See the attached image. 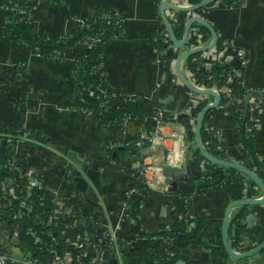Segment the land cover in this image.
I'll list each match as a JSON object with an SVG mask.
<instances>
[{
  "label": "crops",
  "instance_id": "obj_1",
  "mask_svg": "<svg viewBox=\"0 0 264 264\" xmlns=\"http://www.w3.org/2000/svg\"><path fill=\"white\" fill-rule=\"evenodd\" d=\"M164 1L184 8L195 5L190 0ZM161 3L154 0H40L31 10L30 17L36 28L50 38L59 39L67 35L75 39V19H86L99 8L116 13L121 19L122 31L106 42L104 72L100 76L114 89L127 90L137 97L153 101L157 109L184 125L185 138L168 136L171 127H166L164 139L156 145V150L145 156L136 145L141 134L149 132L144 129L142 119L129 118L124 126H120L114 122L104 123L84 110L71 106L81 85L72 63L79 59L81 51L89 48L87 43L79 41L76 50L57 51L54 57L47 59L11 37L0 4V150L6 147L11 156L21 155L31 162V166L43 167L46 181L59 191L62 199L69 202L71 192L82 198L87 212H91L90 216L98 215L100 220L97 225L105 231H116L119 239L128 241L130 249L148 252L151 238L143 232L154 234L164 224L173 225L181 219L183 208L188 204L195 219L202 218L207 222L211 235L222 234L225 218L230 215V245L239 252L252 249L260 243L257 238L251 237L246 217L253 212L255 225L264 227V201L235 206L233 203L239 199L261 198L264 191L255 181L251 184L252 179L245 173L228 167L222 171L225 174L240 172L241 179L220 185L218 182L214 187L207 188L203 173L206 164L211 162L203 157L197 145L195 127L203 109L199 110L200 103H215L217 98L209 93L191 90L177 71L180 56L190 49L211 44L213 32L202 31L193 22L183 46H177L173 41L170 43L169 34V45L165 49L153 47L151 34L164 22ZM212 3L202 12L200 9L208 4L196 10L168 8L165 13L169 21L174 20L172 26L183 25L182 36L178 37L181 40L185 36L186 25L193 17L202 16L207 20L222 43L218 46L217 41L214 47L199 52L201 54L196 58L207 62V68L217 63L229 65L232 70L228 80L232 81L228 85L231 86L238 76L243 88L254 86L262 91V95L256 92L247 98L250 93L241 95L237 92L233 94L231 104H221L219 100L215 113L205 123L208 140L203 142L201 134L200 139L209 154L252 165L253 158L244 154V145L239 138L240 125L245 123L247 137L256 140L253 153L264 164V0H235L234 5L223 0ZM197 28L200 39L195 46L191 39ZM192 55L185 56L179 62L180 72L190 82L194 78L189 67L190 60L195 57L191 58ZM20 67H24V70L18 73ZM119 99L115 97L113 101ZM256 101L259 107H255ZM246 103L251 117L258 118L257 124L251 121V117L246 122ZM240 110L245 114L243 123L237 116ZM14 118H18L20 124V132L15 136L11 126ZM136 135L140 137L135 139ZM11 137L13 141H9ZM72 150L88 166L102 171L101 187H91L87 193H83L76 188L74 181V188H70L73 175L71 181L65 176L67 171L71 170L72 173L74 168L75 163L68 157ZM186 157L190 160V175L179 181L176 191H171L170 180L163 176L159 163L167 159L170 164L180 165ZM118 158L120 162L115 161ZM147 164L151 168L145 177L139 178L150 189L148 199L135 207L133 197V200L129 199L128 207H124L128 195L123 187L124 179L129 174H138ZM7 168H0V174H5ZM251 169L264 182V166L259 169L253 164ZM150 179L155 184H150ZM241 208H245L246 213L237 223L246 228L237 238L231 220ZM65 233L73 243L81 237L77 227L67 225ZM7 236L6 228L0 226V240ZM188 248L191 250L190 260H184L181 256L188 264L211 261V251L203 247L199 239H193ZM130 249L121 245L109 248L108 264H126ZM11 250L17 256L22 254V250L16 246ZM219 260L225 264H263L264 252L242 259H235L229 254V259ZM135 262L145 264L144 255L135 256Z\"/></svg>",
  "mask_w": 264,
  "mask_h": 264
},
{
  "label": "trees",
  "instance_id": "obj_2",
  "mask_svg": "<svg viewBox=\"0 0 264 264\" xmlns=\"http://www.w3.org/2000/svg\"><path fill=\"white\" fill-rule=\"evenodd\" d=\"M10 1V0H4ZM21 6H27L26 0H13ZM156 3H161L163 0H154ZM191 2L197 4L201 3L203 0H190ZM227 4L234 5L235 0H223ZM212 4L205 5L200 9V12L207 10ZM108 11L99 8L93 13V15L87 17L86 19L79 20L75 19V39H71L70 36L64 35L59 39L50 38L49 35L41 30H38L33 24L32 19L22 18L12 10L3 9L4 16L7 18V29L9 34L13 39L20 40L24 45L28 46L31 50L36 53L41 54L43 57L49 59L55 56L57 51L68 52L71 50H76L77 44L79 41H82L85 37H95L100 38L99 41L93 47H89L81 51L80 53V62L76 61L72 63V67L76 72L78 81L81 83L80 90L77 93L75 99L71 102V106L78 109L84 110L85 112L95 116V118L103 121L104 123L114 122L121 126L122 121L125 117L142 119L144 124V129L150 131L154 125L155 120L154 116L157 112V108L153 101L145 98H139L137 96L130 97L131 92L122 89H114L103 76L96 74L94 72L95 68L105 61V46L106 42L113 36L120 35L122 31V26L116 24L113 20L107 22L104 18ZM171 22V21H170ZM174 22V20H173ZM171 22V23H173ZM174 25V23L172 24ZM196 26H199L202 31L211 33V29L200 23L196 22ZM176 26V25H175ZM173 26L174 32L178 37L182 36L183 25L178 27ZM175 27V28H174ZM166 26L164 22H161L159 26L152 32L150 37V42L153 47L158 49H165L169 42L173 43L170 40L168 43H165L162 40H159L158 36L162 30H165ZM192 41V39H191ZM222 43L221 40L218 41V46ZM201 53H195L191 56L196 58ZM193 58V59H194ZM189 67L191 68L192 74H194V79L197 83H201L207 86L216 85L221 87L230 77L232 68L225 63H217L210 68L204 67L202 70L197 69L193 64V60H190ZM22 62V61H20ZM19 62V63H20ZM24 67H20L19 72H22ZM103 71V69H101ZM104 72V71H103ZM102 88L109 97L118 96L120 99L113 101V103H108L105 98L102 97L104 93L98 92V95H94V88ZM234 93H241L245 95L247 93L246 89L240 85L238 76L234 78V81L230 86ZM234 98V95H226L221 93L220 103L221 104H231L230 102ZM104 105V106H103ZM206 105V102H202L199 105V110H201ZM263 106V105H262ZM216 107L207 111L205 119L203 121V127L201 131V138L203 142H206L208 134L206 132L205 123L215 113ZM243 110L237 113L238 119L241 123L244 116ZM251 117V112L247 111L246 113V122ZM12 133L18 135L20 124L18 118H14L12 122ZM245 123L240 125V140L244 145L245 155L253 158V164L258 166L260 169L264 164L256 158L254 152V146L256 140L254 138L247 137ZM139 135L135 136V139L139 138ZM251 142V143H250ZM253 147V148H252ZM247 152V153H246ZM115 161L120 162V158ZM10 163H14L16 166L28 168L31 166V162L26 160L21 155L11 156L9 149L4 147L0 150V168L3 166L9 167ZM252 164V165H253ZM263 164V165H262ZM249 164L248 167L251 168ZM205 172L203 173L204 183L207 188L214 187L217 183L213 181L223 173V177L219 181L218 185L223 182H232L240 180L241 177L239 173L225 174L222 172L221 167L213 163H207L205 166ZM234 170V169H233ZM3 173V172H1ZM16 178V183H20V186L16 187L17 197L14 199L11 209H4L0 211V221L14 222L12 220L13 210L18 207L19 202L24 199L31 200L33 207L27 211L25 217L19 221V237L21 241L27 244L31 249L34 257L39 258L43 264H50L53 261L54 253L52 249H56L60 253L73 252L77 254L80 250L75 246L72 240L68 239L65 233V226H72L73 221L71 218L64 217L61 213L57 214V219L62 223V225H55L49 223V216L52 214L56 203L52 199V195L45 191L42 188H35L32 190L30 195H27L22 190V184L26 182V177L21 176L18 173L14 174ZM215 176H217L215 178ZM68 179V176H65ZM215 178V179H214ZM255 182L251 180V184ZM74 180L69 183L71 189L74 188ZM123 187L125 191H129L132 188H135L141 196L135 195V207L140 206L141 203H144L148 196L150 195V189L145 184L142 178L135 179L130 174L124 179ZM1 185H0V193ZM133 200V199H131ZM83 199L79 196H72L70 203L76 204L86 215L87 219L85 221H78L77 228L80 229L82 237H84L85 232L91 235L92 242L94 244L93 248L89 249L91 255L96 254L98 248H105L106 239L102 238L103 230L102 227L97 228V224L94 220L98 221V215L95 213V216H90L91 212H87L86 207H84ZM191 205H187L183 208V211L186 212L190 209ZM134 210V209H133ZM12 212V214H11ZM192 212H190L191 214ZM246 213L245 208H241L236 215L233 216L231 220V225L235 226L234 236L239 238L240 234L245 230V226L241 225L238 222L239 219H242ZM193 214V213H192ZM189 215V214H188ZM190 216V215H189ZM11 220V221H10ZM189 221L187 217L175 221L171 229L162 227V229L154 234L145 233L146 236L151 238L150 249L148 252H141L138 249H130L128 241L125 239H120L118 244L130 249L128 252V258L126 259V264H136L135 256L144 255L145 264H173L177 259H180L184 249H187L192 240L197 238L199 239L200 244L208 248L211 251V261L204 262L203 264H225L220 261L219 258L224 260L229 259V254L225 249L223 244L222 234L218 232L215 235H211L208 231L207 222L202 218L195 219V225L193 227L189 226ZM32 227L35 234L39 236V241H36V237L26 233L27 228ZM8 233V231H6ZM232 232V230H231ZM250 235L252 238H257L258 243H261L264 240V227L260 225H255L249 229ZM168 237H174V241L170 244L165 239ZM6 239V238H5ZM4 240H0V253L8 251V248L4 246ZM264 252V249L262 250ZM109 255V254H108ZM158 261V262H157ZM8 264H16L11 261Z\"/></svg>",
  "mask_w": 264,
  "mask_h": 264
},
{
  "label": "built area",
  "instance_id": "obj_3",
  "mask_svg": "<svg viewBox=\"0 0 264 264\" xmlns=\"http://www.w3.org/2000/svg\"><path fill=\"white\" fill-rule=\"evenodd\" d=\"M39 1L40 0H26L27 5H30L28 8L27 6L24 7L19 5L17 2H14L13 0L7 2L1 0L0 4L2 9L14 11L20 17V19L22 18L32 19L30 17V12ZM110 16L112 17L111 19ZM104 19L107 22H111V20H113L116 24L118 25L121 24V19H119V17H117L116 13L114 12H110V11L107 12ZM79 20L84 21V19H79ZM158 38L159 40H162L165 43H167L169 40V33L165 30L159 34ZM199 39H200V32L197 28L194 30L192 34V40L194 42V45L198 43ZM99 40L100 38L98 36L95 37L87 36L81 42H85L89 47H93L96 44V42ZM76 61L80 62V59ZM193 64L196 66L197 69L202 70L205 67V64H207V62L205 61L202 62V60H198L197 58H194ZM101 69H103V62L99 63V65L95 68L94 72L96 74L101 75L103 74V71ZM231 81L229 80L226 81L221 87L215 85L207 86L201 83H197L194 78L191 83L199 89H207V88L214 89L215 92H217L219 95H221V93H224L226 95H233L234 91L230 87V85H228V83ZM246 91L250 94L257 92L262 95V91L257 90V88L254 86H249L248 88H246ZM98 92L104 93L102 97L105 98L108 103L109 102L113 103V98L118 97V96L109 97L102 88H98V87L94 88L93 94L98 95L97 94ZM130 97H135V95L131 93ZM254 105L255 107H259V102L258 101L254 102ZM129 118L130 117H125L124 120L122 121L121 126H124L125 122ZM154 120H155L154 127L149 132H143L141 134V137L136 142V145L140 148L142 154L145 156H149L151 152H153V150H156V145L160 144L161 141L164 139L166 127H171V132L168 136L178 137L179 139H183V137L185 138L186 129H184V125L178 123V121L171 118L165 111L157 109V112L154 116ZM251 121L257 124L258 118L252 116ZM13 140L14 139L12 137L9 138V141H13ZM156 159L157 158H155V160ZM161 161H163V159ZM149 168L151 167L148 166V164L146 166L143 165L142 168L140 169V172L138 174L133 173V176L135 177V179L141 176L143 178L145 177L146 172ZM15 173H18L21 176L26 177V182L21 186L26 196L30 195L32 193V190L35 188L45 189V191H48L52 195V199L57 205L54 208L52 214H50L49 216V223H53L58 226L62 225V223L56 218L57 214L59 215L60 213L64 217L71 218V220L73 221V225H72L73 227L77 226L78 221L89 220L76 204L70 203L69 200H68L69 202H67V200L62 199V197L59 194V191L55 189V187L51 183L46 181L43 173V167H40L38 165L37 166L33 165L24 169L23 167L16 166L14 163H10L6 173L0 174V185L2 190V192L0 193V211L4 209H11L14 199L17 197L16 187L20 186L21 184L16 183V178L14 176ZM66 175L68 176L67 179L68 181L73 180L71 170L67 171ZM148 182L150 184L151 183L155 184L154 180L151 179ZM137 193L138 191L135 188H132L131 190L128 191L127 200L123 203L124 207H128L129 199L130 200L133 199V197L137 195ZM72 196H75L73 192H71L69 198H71ZM32 207L33 205L31 203V200L24 199L21 202H19L18 207L15 210H13L12 220L14 222H12L11 220H10L11 223L6 221H0V226H4L6 228V231H8V236L5 237L6 238L5 241H2L4 242V246L8 248V251L0 253V264H8L9 261L16 264H43L39 258L33 256L31 249L27 246L26 243L21 241L19 237L18 223L20 220H22L25 217L27 211H29ZM185 216L187 217V220H190L188 227H193L195 225V216L193 214H190L189 210H187L186 212H182L181 219L185 218ZM99 220L100 219H98V221ZM94 221L95 223H98L97 220ZM162 227L171 229L172 225L164 224ZM162 227L160 228V230L162 229ZM26 233L36 237V241H39L40 238L35 234L32 227L27 228ZM102 238L106 239V245H105L106 247L98 248L96 254L94 255H91V253L89 252V249L93 248L94 244L92 242L91 235L88 234L87 232H85L84 237H82L81 234V237L77 239L76 242L74 243L75 246L78 248V250H80L77 254L73 252L60 253L59 251L53 248L52 251L54 253V256H53V261L50 264H108L109 248L117 247L119 245L118 241L120 239L118 238L116 231H112V230L111 231L106 230L103 233ZM165 240L168 241L170 244H172L174 241V237H168ZM13 246H16L22 250L21 256H17L12 252L11 249ZM173 264H188V263L180 258L177 259Z\"/></svg>",
  "mask_w": 264,
  "mask_h": 264
},
{
  "label": "water",
  "instance_id": "obj_4",
  "mask_svg": "<svg viewBox=\"0 0 264 264\" xmlns=\"http://www.w3.org/2000/svg\"><path fill=\"white\" fill-rule=\"evenodd\" d=\"M214 1H216V0H204L201 3H197L190 8L179 7V6H176V5L169 3L167 1H164L161 3V6H160L161 15H162L163 21L165 23V26L167 28V31L170 34L171 40L177 46H183L185 44L189 29H190L193 22H200V23L208 26L211 29V31L213 32L214 40L211 44L201 46L198 48H194V49H190V50L186 51L185 53H183L180 56L179 61H178V65H177V71H178V74H179L181 80L184 81V83L191 90L198 92V93H209L211 95H215L217 98L215 103H211V104L204 106L203 109L200 111L198 119H197V124L195 127V139H196L198 147L201 150L203 157L206 158L209 162L216 164V165H219L221 167H228V168L243 171L249 178H251L253 181H255L264 191V182L261 179V177L253 169H251L250 167H248L247 165H245L243 163L231 161V160H226V159H221V158L215 157V156H213L207 152V150L203 146L201 139H200L202 124H203V120H204V117H205L207 111L218 105L220 95L217 92H215L214 89H211V88L199 89V88L195 87L189 80H187L182 75V73L180 72V69H179V62L185 56L195 54V53H199V52H202V51H205V50H208V49L214 47L218 41V35H217V32L215 31L214 27L207 20H205L202 16H195L186 25L184 38L182 40L178 39L175 32H174L173 26L171 25V22L169 21L167 15L165 13V10L168 8L176 9V10H183V9L196 10V9H200L201 7H203V5L212 3ZM250 95L251 94H248L247 98H249ZM253 95L257 96V94H253ZM139 98H141V97H139ZM246 100H248V99H246ZM247 110H248V104L246 103L245 113H247ZM68 157L75 163L74 168L72 169V175H73L74 181L76 183V188L79 191H81L83 193H87L91 187H94V188L101 187L102 171L100 169L88 166L86 164V161L83 158L79 157L78 153L76 151H73V150L69 151ZM159 166L162 170L163 176L170 180L169 190H171V191H176L178 189V186H179L178 185L179 181L187 179L188 176L190 175L189 157H186L180 163V165L170 164L165 159L159 163ZM221 177H223L222 173L220 174V177H218L217 179H215L213 181V183H218L221 180ZM206 184H211V183H206ZM137 195L141 196L139 193H137ZM263 201H264V196L261 198H255V199L254 198H252V199H250V198L239 199L233 203V206L258 204V203H261ZM246 219L248 222L247 227L252 228L255 225L254 213L250 212L247 215ZM96 226H97V228L101 227L100 225H96ZM229 229H230V215H227L225 218V221H224V225H223L222 239H223V244H224L227 252L233 258H235V259L246 258V257H249V256L254 255L256 253L262 252V250L264 249V240H263L260 244H258L257 246H255L252 249H248V250H245L242 252L234 250L229 243ZM190 256H191V250L189 248L184 249L183 254H182V258L184 260L188 261V260H190Z\"/></svg>",
  "mask_w": 264,
  "mask_h": 264
},
{
  "label": "rangeland",
  "instance_id": "obj_5",
  "mask_svg": "<svg viewBox=\"0 0 264 264\" xmlns=\"http://www.w3.org/2000/svg\"><path fill=\"white\" fill-rule=\"evenodd\" d=\"M108 12H109V11H108ZM111 18H112V17L110 16V19H111ZM111 21H112V20H111ZM119 25H121V24H119ZM103 69H104V68H103ZM227 169H228V168H224V167L222 168V167H221V170H227ZM236 171L238 172V171H240V170H236ZM222 172H223V171H222ZM237 172H236V173H237ZM239 173H240V172H239ZM241 173H244V172L241 171ZM241 175H243V174H241ZM217 178H218V177H217Z\"/></svg>",
  "mask_w": 264,
  "mask_h": 264
}]
</instances>
